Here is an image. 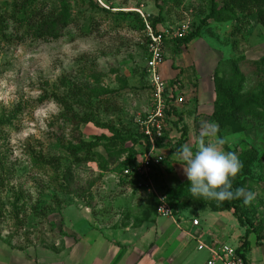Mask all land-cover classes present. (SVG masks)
Instances as JSON below:
<instances>
[{
    "label": "rangeland",
    "instance_id": "rangeland-1",
    "mask_svg": "<svg viewBox=\"0 0 264 264\" xmlns=\"http://www.w3.org/2000/svg\"><path fill=\"white\" fill-rule=\"evenodd\" d=\"M14 1L0 0V6ZM38 1H50L51 5L58 2ZM69 1L76 26H70L68 34L62 38L34 41L30 37L25 42L9 44L0 36V155L3 158L0 202L4 206L0 218V264H22V258L27 259V264L37 263L34 259L37 250L57 249L65 231V215L68 224L72 219L78 226L85 225L81 214L84 211L78 212L77 207L86 210L95 225L139 223L152 211L158 213L151 197V194L156 196L152 179L159 182L156 184L160 189L167 188L168 193L179 187L182 183L176 186L173 177H184V181L187 177L175 153L185 143L195 148L202 121L218 126L213 118L217 69L220 76L230 75L234 68L230 61L238 59L237 67L244 77L243 93L257 94L261 90L264 27L256 14L238 13L237 19L226 21L209 19L211 0ZM104 9L115 11V14ZM118 11L138 12L145 26L159 19L157 29L177 28L187 22L191 24V33L201 26L200 37L184 45L169 42L167 47L165 45V59L174 63L175 70H186L180 79L190 82L185 77L191 73L194 76L190 83H198L190 98L184 94L186 89L182 90L178 83H173L176 93L185 97L186 112L171 122L174 124L170 131L173 137L166 136V145H157L158 150H167V154L156 152L165 157L158 169L153 167L148 174L127 176L135 182L128 187L120 182L128 168H124L128 153L111 158L106 169L95 161L74 163V183L68 185L71 184L70 189L76 193L67 194L63 179L66 167L56 171L38 160V156H62L64 164L72 163L67 159V149L75 130L60 117L64 109L53 97L66 96L74 83L88 82L96 86L95 77H99L102 87L114 89L116 92L109 94L106 101L94 99L86 112H93L99 120L115 124L132 135L135 139L127 145L136 149L141 161L152 148L138 135V131H142L139 121L152 107V88L145 71L149 54L144 42L146 35L139 30L132 16L124 19L119 17ZM93 18L95 22L100 21L99 27H95L97 31L81 32L80 27L89 29V20ZM12 24L10 22L7 30L14 34ZM108 100L112 105H108ZM82 131L88 140L95 136H111L108 129L92 123L83 125ZM224 137L228 138L226 144L238 153L252 145L264 151L262 139L257 138L252 128L241 133L226 132ZM98 151L107 155L103 145ZM254 177L255 181L246 190L254 192L255 199L240 211L241 224L246 229H255L253 231L262 236L264 166H256ZM78 190L87 193L78 195ZM201 203L200 198L190 194L180 207L192 213L212 210L210 205L202 206ZM92 204L97 208H92ZM53 255L52 251L46 250L39 254L42 261L44 258L50 262L55 258Z\"/></svg>",
    "mask_w": 264,
    "mask_h": 264
},
{
    "label": "trees",
    "instance_id": "trees-1",
    "mask_svg": "<svg viewBox=\"0 0 264 264\" xmlns=\"http://www.w3.org/2000/svg\"><path fill=\"white\" fill-rule=\"evenodd\" d=\"M211 3L212 11L209 15V19L226 21L237 19L238 13H248L249 15L256 14L259 23L264 27V0H211ZM71 9L69 0H58L55 5H51L50 1L38 0H16L12 3L6 2L3 6H0V36L9 44L14 41L25 42L30 37L34 41L58 40L68 34L67 30L70 26H76V21L72 17ZM104 10L110 14H115V11ZM118 12L117 14L119 17H124V19L132 16L134 21L138 24L139 30L145 32V23L138 12ZM89 21V29L86 30L87 26L80 27L81 32L87 34L93 32V29L97 31L95 27H99L100 21L95 22L94 18ZM159 21V19L153 20L152 25L155 29ZM10 22L13 23L15 35L7 30L10 26ZM201 28L202 27L199 26L187 37L176 39L169 43H175L177 46L184 45L200 37ZM144 42L147 50V36L144 37ZM169 43L166 42V47ZM238 62V59L230 61L234 66L231 74L229 72L230 75L220 76L218 69L215 73L216 100L213 118L218 124L217 134L219 137H224V133L226 132L241 133L252 128L257 133V138L262 139V144L264 145V74L262 76L261 90L257 94L251 92L243 93L244 77H242L237 67ZM145 71L148 80L146 65ZM95 84L96 86L88 82L74 83L73 86L69 88L66 96L54 95L53 97L64 109L60 117L66 123L73 126V131L75 130L74 138L69 143L67 149L69 154L67 159L72 163L66 165L63 163L65 159L62 156L48 157L44 154L39 155L38 160L42 163L49 164L56 171L63 168V166L66 167L63 179L66 182L64 184V189L67 194L76 193L74 190L70 189L71 182L74 180L72 175V164L74 163L82 164L95 161L99 162L102 169H106L110 164L111 158H120L126 153H128V157L125 161L124 168H134L141 161L139 159L140 155H138L136 149L127 145L129 141L133 140L134 137L132 135H128L127 132H124L115 124H109L99 120L93 112H86L91 107L90 103H92L94 99L106 101L109 94L116 92L114 89L102 87L99 77H95ZM107 103L108 105H112L109 100ZM4 122L5 121H3V123ZM90 123L94 124L96 127L108 129L111 136L102 135L93 137V140L86 139L82 131V126ZM138 132L144 144L149 145V140L140 130ZM105 141L106 143H104ZM102 145L105 147L107 155L98 151V148ZM157 145H163L162 141H158ZM223 147L226 151L236 153L244 165L237 177L232 179L233 190L241 187L246 189L250 183L255 181L254 175L256 166H264V151L256 145H252L249 149L242 150L240 153L232 149L228 144L223 145ZM2 159L0 155V167L3 169ZM69 182L71 183L70 187L68 185ZM188 183V180H186L179 187H175L169 192V200L172 202L175 211L191 194L190 184ZM77 193L78 195H83L87 193V191L83 190L80 192V190H78ZM200 199L202 200V206L210 205L213 211H233L239 221L243 223V218L240 215V211L246 206L243 199L224 202L202 197ZM0 205L2 209L0 210L1 218L4 208L2 201ZM16 207L17 206H15V208ZM253 230L255 229L251 227L247 228L242 241L243 248L249 246L248 237L251 232H254Z\"/></svg>",
    "mask_w": 264,
    "mask_h": 264
},
{
    "label": "crops",
    "instance_id": "crops-1",
    "mask_svg": "<svg viewBox=\"0 0 264 264\" xmlns=\"http://www.w3.org/2000/svg\"><path fill=\"white\" fill-rule=\"evenodd\" d=\"M184 70H175L174 63L165 59L161 74L169 84L173 85L176 82L182 90L186 89L187 92L184 94L190 98L195 93L198 82L190 83L194 76L191 73L185 77L189 78L190 82L186 79L182 81L180 78ZM183 112H186L184 105H176L169 112L162 144L166 145L167 135H169L168 138L173 137L170 131L174 124L171 122L177 120ZM166 151L158 150L157 146L154 153L159 155L160 152L165 153ZM173 179L174 182H172L176 186L184 182V177L179 179L177 176ZM165 180L168 181V178L165 177ZM120 182L128 187L130 183L135 185L134 180L127 175L120 179ZM152 183L156 196L151 194V197L156 202V209L158 210L161 203V197H166V201L173 208L167 188L160 189L157 185L159 182L153 179ZM91 207L97 208L94 204ZM77 208H79L78 212H85H81L85 225L78 226L72 219H69L71 224H68L67 215H65V231H63L59 247L37 250L34 258L37 259V263L33 264H208L212 256L208 248L220 249L223 245L237 248L243 253L248 264H264V235L261 236L256 231L251 232L248 237L249 246L243 248L242 238L247 229L232 211L211 210L192 213L179 206L176 211L173 208L174 216H162L157 211H152L146 219L139 223L95 225L91 222L86 210ZM195 220L199 221V225L194 224ZM76 221H79L78 216H76ZM202 244L207 248L200 250L199 246ZM43 250L54 253L55 258L52 262L44 258L43 261L41 260L39 254ZM205 253L207 255H204ZM62 256L65 258H57ZM34 259L32 260L35 261ZM21 260H24L22 264H27V259L22 258Z\"/></svg>",
    "mask_w": 264,
    "mask_h": 264
},
{
    "label": "built area",
    "instance_id": "built-area-1",
    "mask_svg": "<svg viewBox=\"0 0 264 264\" xmlns=\"http://www.w3.org/2000/svg\"><path fill=\"white\" fill-rule=\"evenodd\" d=\"M191 24L181 23L179 27H168L155 29L152 24L146 25L145 34L148 38L147 49L148 57L146 68L149 84L152 88V107L144 119L140 120V128L143 135L152 145L151 150L134 168L125 169L127 176L139 174H148L151 169L161 164L164 157L155 154L157 142L162 141L165 136L166 123L169 118V112L176 105H183L185 97L176 93L173 85L169 84L161 74V67L165 62V43L176 39H182L189 35ZM177 88V87H176ZM158 213L162 216H174V210L166 201V197L160 198ZM199 225V221H194ZM207 248L202 244L200 250ZM211 252V258L208 264H248L243 253L230 245H223L220 249L208 248Z\"/></svg>",
    "mask_w": 264,
    "mask_h": 264
},
{
    "label": "clouds",
    "instance_id": "clouds-1",
    "mask_svg": "<svg viewBox=\"0 0 264 264\" xmlns=\"http://www.w3.org/2000/svg\"><path fill=\"white\" fill-rule=\"evenodd\" d=\"M217 132L215 123L202 121L195 148L185 143L175 153L190 184V193L218 202L243 199L248 205L255 193L243 187L233 190L232 184L244 165L236 153L223 150L228 138L217 136Z\"/></svg>",
    "mask_w": 264,
    "mask_h": 264
}]
</instances>
